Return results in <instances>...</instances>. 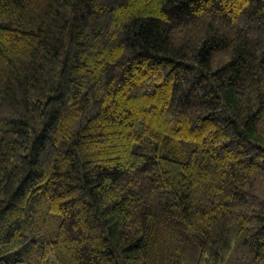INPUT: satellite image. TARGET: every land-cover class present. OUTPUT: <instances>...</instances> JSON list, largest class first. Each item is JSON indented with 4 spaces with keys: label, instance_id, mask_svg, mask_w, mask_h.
Listing matches in <instances>:
<instances>
[{
    "label": "trees",
    "instance_id": "16d2710c",
    "mask_svg": "<svg viewBox=\"0 0 264 264\" xmlns=\"http://www.w3.org/2000/svg\"><path fill=\"white\" fill-rule=\"evenodd\" d=\"M0 264H264V0H0Z\"/></svg>",
    "mask_w": 264,
    "mask_h": 264
}]
</instances>
